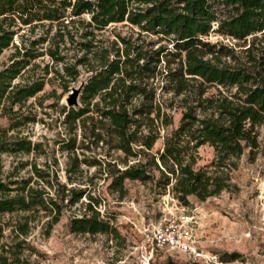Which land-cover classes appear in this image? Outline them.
Returning <instances> with one entry per match:
<instances>
[{
    "label": "trees",
    "instance_id": "16d2710c",
    "mask_svg": "<svg viewBox=\"0 0 264 264\" xmlns=\"http://www.w3.org/2000/svg\"><path fill=\"white\" fill-rule=\"evenodd\" d=\"M118 24L136 36L100 39ZM211 34L221 40L211 42ZM10 48L0 66V264H31L28 236L42 223L48 237L66 210L78 208L70 233L121 239L114 216L99 209V188L72 180L83 166L117 199L127 194L125 181L150 182L184 207L229 191L236 161L258 149L264 0H0V56ZM82 72L81 106L61 109L67 183L56 161L17 160L6 171L4 156H47L20 133L35 121L23 115L27 102L50 74L66 90ZM159 140L162 148L151 153ZM202 146L214 159L196 168Z\"/></svg>",
    "mask_w": 264,
    "mask_h": 264
},
{
    "label": "rangeland",
    "instance_id": "374dc122",
    "mask_svg": "<svg viewBox=\"0 0 264 264\" xmlns=\"http://www.w3.org/2000/svg\"><path fill=\"white\" fill-rule=\"evenodd\" d=\"M136 32L135 28L118 24L106 29L100 39L112 41L116 34L129 36ZM37 34L40 33L37 31L35 35ZM208 39L211 42L221 40L214 34L208 36ZM147 41L153 42L155 38L148 37ZM17 42L16 39L15 43ZM224 42L228 43L225 39ZM160 44L155 43L153 49ZM12 52L13 48H10L2 53L0 66L8 62ZM37 63L43 67L49 60L45 57ZM50 76L51 82L45 85L43 92L35 99H30L23 108V115L35 118L34 123L20 128L22 136L32 142L41 143L39 152L43 150L47 156L40 155L41 153L36 156L19 155L16 158L4 156L3 161L6 171L17 160L36 161L39 166L45 161L52 166L56 161L59 179L62 183H67L64 175L66 158L59 151L60 141L64 138L61 109L69 108L66 104L68 95L73 88L84 82L88 74L82 72L76 81L67 84L66 90L62 88L63 83L58 77L52 74ZM81 94L78 107L81 106ZM179 118L180 113L177 111L173 114L172 127L178 125ZM0 126H6L4 118H0ZM258 132V149L250 152L247 148L230 174L233 187L205 202L190 198V205L183 207L195 216L196 238L205 253L216 257L217 264H264V232L259 230L264 211V128H259ZM161 148L162 143L159 140L151 153ZM198 153L196 168L203 167L214 159V151L209 146H202ZM82 170L83 173L72 177V180L80 186L99 188L103 199L99 209L102 213L114 216L121 239L114 241L104 235L70 233L68 219L72 214H78V208L66 210L48 237L44 235L42 223L28 236L27 240L34 248L29 256L31 264H204L183 254H150L149 248L143 242L144 232L159 226L163 216L173 208L174 203L177 204L170 195H158L157 187L150 182L142 184L138 181H125L127 194L123 199H117L116 195L107 192L103 179L92 177L93 168L88 170L83 166ZM26 174L27 171L21 172L22 176ZM231 254H236L238 258L225 261Z\"/></svg>",
    "mask_w": 264,
    "mask_h": 264
},
{
    "label": "built area",
    "instance_id": "2783aa9c",
    "mask_svg": "<svg viewBox=\"0 0 264 264\" xmlns=\"http://www.w3.org/2000/svg\"><path fill=\"white\" fill-rule=\"evenodd\" d=\"M197 220L183 207L174 203L162 218L159 226L143 234V242L149 248V253L183 254L193 261L204 264H217V259L210 253H205L196 238ZM259 230L264 232V211L260 219Z\"/></svg>",
    "mask_w": 264,
    "mask_h": 264
},
{
    "label": "water",
    "instance_id": "95a60500",
    "mask_svg": "<svg viewBox=\"0 0 264 264\" xmlns=\"http://www.w3.org/2000/svg\"><path fill=\"white\" fill-rule=\"evenodd\" d=\"M84 86V82L81 83V85L77 88H73L71 90V93L68 95L66 99V104L68 107H78V98L82 92Z\"/></svg>",
    "mask_w": 264,
    "mask_h": 264
}]
</instances>
